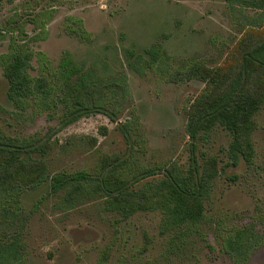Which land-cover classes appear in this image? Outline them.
<instances>
[{"label":"rangeland","instance_id":"obj_1","mask_svg":"<svg viewBox=\"0 0 264 264\" xmlns=\"http://www.w3.org/2000/svg\"><path fill=\"white\" fill-rule=\"evenodd\" d=\"M264 12L243 0H16L0 2V61L11 44L34 53L33 77L70 56L83 72L116 87L97 85L81 99L102 107L74 113L60 100L68 84L56 82L48 99L18 104L7 96L0 63V142L20 144L25 161H43L49 177L86 171L99 175L114 160L108 182L126 180L137 194L156 192L165 173L144 169L177 165L186 172L196 157L217 159L219 172L204 201L207 221L174 241L160 211L123 219L105 208L104 194L71 201L69 189L49 183L0 197L5 224L1 244L17 242L15 264H238L227 241L248 229L252 244L245 264H264V106L254 117L253 161L236 163L232 135L220 125L193 141L188 112L209 88L197 66L226 71L243 45L264 36ZM86 32L87 38L82 37ZM47 74V71L45 72ZM116 160V161H115ZM125 163L124 167H119ZM141 179L140 181L133 180Z\"/></svg>","mask_w":264,"mask_h":264},{"label":"trees","instance_id":"obj_2","mask_svg":"<svg viewBox=\"0 0 264 264\" xmlns=\"http://www.w3.org/2000/svg\"><path fill=\"white\" fill-rule=\"evenodd\" d=\"M243 1L249 8L264 12V0ZM82 37H88L86 32L82 33ZM243 48L239 50L241 53L236 66L226 71L211 70L202 66L190 70L192 76H196V72L201 70L203 79L207 80L210 86L191 105L186 132L189 138L195 141L201 133L220 125L233 137L230 153L235 159L234 163L243 159L249 165L254 155L252 135L257 128L254 117L264 106V36L251 44H244ZM33 57L32 51L14 43L10 45L7 53L1 56L3 76L8 84L7 96L18 104L27 100L36 102L48 99L56 82L68 84L70 79L78 75L80 80L64 90L60 101L67 107L71 106V112L89 114L90 110L99 109L103 104L95 100L85 102L81 98L88 96L89 91L97 85L116 87L115 82L103 81L93 72L84 73L70 56L63 57L58 70L48 73V64L44 56L39 54L43 73L33 77L30 73ZM23 154L20 144L11 140L0 142V197L18 190L14 201L19 204L23 187H39L44 183L50 184L53 193L69 189L68 198L71 201L93 200L104 194L105 208L118 213L123 219H128L138 212L160 211L165 230L177 231L174 241L198 230L199 226L207 221L204 201L210 197L214 179L219 172L218 162L214 157L207 158L202 166L194 157L191 168L186 172L177 165L144 169V177H153L158 173L166 175L161 187L146 195L131 192L126 180L108 182L105 176L108 171L112 176L116 171L119 172V169L109 170L114 163V160L109 158L102 162L97 176L82 171L74 174L57 173L49 177L46 163L25 161ZM128 161L119 167H124ZM5 209V206L0 208V217ZM12 226L13 224L2 222L0 218V264H15L17 261V242L1 244L5 239V230L12 229ZM250 233L248 229L240 230L226 243L227 248L236 254L238 264H245L251 251L252 244L247 242ZM106 259L107 256H103L99 264H105Z\"/></svg>","mask_w":264,"mask_h":264}]
</instances>
